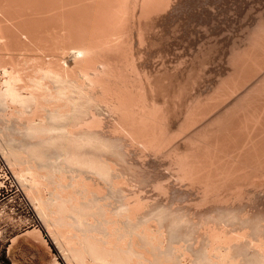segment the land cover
Listing matches in <instances>:
<instances>
[{"label":"bare ground","instance_id":"obj_1","mask_svg":"<svg viewBox=\"0 0 264 264\" xmlns=\"http://www.w3.org/2000/svg\"><path fill=\"white\" fill-rule=\"evenodd\" d=\"M11 1L4 0V6H14V11L4 7L11 13L2 9L0 1L1 50L13 46L12 52L23 47L25 51L38 37L33 28L39 33L43 27L56 29L61 24L63 36H52L53 45L49 33L44 35L47 40L40 31V40H47L53 49L58 42L57 50L67 52L72 60L62 65L60 58L45 57L42 64L39 57L0 54V116L8 121L7 129L1 128L12 134L11 143L0 134V151L68 264H264V215L245 208L256 202L259 206L264 199L263 12L245 32V48L233 49L227 78L204 99L188 98L178 124L180 120L175 123L177 118H172L176 110L171 113L165 104H158L152 74L138 63L140 49L135 44L145 43L147 28L153 31L155 22L182 0L177 4L174 0H95L94 4L88 0V5L82 0L87 6L82 11L76 8L78 0H63L77 3L71 5L76 11L63 2L45 9V19L43 9L58 0H44L46 4L42 0L43 9L40 0H33L38 1L36 11L30 0L34 7L18 6L27 0ZM24 5L31 17V11L43 16L24 21L21 12L18 15L26 10ZM61 5L69 9L63 11ZM13 13L23 17L21 21ZM24 22L37 25L31 28ZM26 27L35 39L27 35ZM227 103L228 108L216 110ZM102 109L110 114V121L101 117ZM180 134L186 135L184 148L175 144L167 150ZM128 145L170 157L175 180L187 182L199 193L194 192L198 199L187 205L193 212L173 211L145 196L146 180L139 175L145 162L139 159V166L132 162ZM162 182L153 181L151 187L164 197L170 189ZM33 228L39 230L27 232L43 240L42 230Z\"/></svg>","mask_w":264,"mask_h":264},{"label":"rangeland","instance_id":"obj_2","mask_svg":"<svg viewBox=\"0 0 264 264\" xmlns=\"http://www.w3.org/2000/svg\"><path fill=\"white\" fill-rule=\"evenodd\" d=\"M0 1H2V0H0ZM8 1L10 2V0H6L7 3H8ZM12 1H14V0H12ZM12 1L9 4H12L13 3ZM18 1H20V0H18ZM18 1L16 0L14 2H16L18 4ZM24 1H26V0H24ZM32 1L33 0H30V3L33 5L38 3V1H36L34 4V3H32ZM40 1L42 4V2L44 0L43 1L40 0ZM47 1H49V0H47ZM76 1L77 0H75V2ZM80 1H82V0H80ZM80 1L79 0L77 1L80 5L79 7H78L77 3L76 4L74 3V1H73V3L72 2H70V3H71V5H77V7L76 6L75 7L77 9L80 8L79 11L80 10L82 11V8L87 7L86 5H88V2L89 1L91 2L92 0H89V1L84 0L86 5L83 1L82 2H80ZM105 1H102V2L105 3ZM26 2H28V0ZM26 2H24V3L22 2V3L18 4V6L19 5L21 6V4H22V7H23V4L29 5V2L28 3H26ZM46 2H45V4H46ZM50 2H51V0H50ZM63 2H64L63 0L62 1L58 0V1H55L54 3H53V1L51 3L48 2V5H46L47 8H44V9H43L44 3L41 5L39 2V4L42 6V7L41 6L40 7L43 9V15L44 16L42 15V12H41L42 9L41 8H40L41 11L37 10V12L38 11L41 12V13H39V15L41 14L44 18L45 17V13H44L45 9H48L51 6H55L56 4H57V6H58V4L60 6L61 3L63 4ZM98 2H101V0H99ZM98 2H96V3H98ZM172 2H173V4H177L178 0H174ZM180 2H179L180 4L174 6V9L172 8L173 12L171 11L170 13L165 14V17L162 15V18L161 17L159 18L161 21L158 19L155 22L153 31H152V29H151V31H149L148 28H147L148 32L145 30L144 33L147 32L148 34H145V37L147 36L146 39L144 38L145 40H143V42H145V43H143V44L141 43V46L139 44V46L141 48H139V46L137 47V43L135 44L136 50L138 51L140 49L139 52L142 53V54H140V53L138 54V58L140 59V60L138 59V61H139L138 63L141 65V67L145 70L146 73H148L149 75L152 74L151 76H152V80H154V86H155L154 87V90H155L154 95H155V98H157L156 100L158 101V104L160 103L159 105L162 107L164 106L163 104H165L167 107L165 106L164 108L168 111L171 110V113L174 110H176L173 113L174 115L172 114L173 119H176L177 117H180V116L183 117V115H181V114H183V112H184V108H185L184 106L187 104V102L191 99L192 96H201V98L199 97V99H201V100L204 99L202 97H206V95L209 92H211V89L214 88V86L217 84V82L221 81V79L223 77L225 78L229 71L231 72L232 66H231V64L230 65L228 64L229 59H232V57L234 56L233 53H234V51H236V48H240L241 51H242V49H241L242 47L245 48V46H246L245 37L247 34V33L245 34V32H248V30H250L251 28L254 27V25H255L254 17H257L262 12L264 14V0H192V1L182 0ZM7 3H6V6H4L5 2L3 0L2 9H4V10L6 8L14 9L13 8L14 6L8 5ZM16 3H14L13 5L17 6ZM52 3L54 5H52ZM82 3L84 5H81ZM92 3L94 4L95 0ZM66 4H64V5H66L68 7L71 6L67 2H66ZM101 4L103 5V3H101ZM101 4L99 3V5H101ZM7 5H8V7H7ZM36 5H38V4H36ZM36 5H35V8L33 10L39 8V7L36 8ZM30 6L31 5H29L28 8ZM4 7H6V8H4ZM24 7H26V6L24 5ZM31 7H34V6H31ZM61 7H62V5H61ZM71 7H72L71 9L73 11H76L75 7H73V6H71ZM175 7H176V9H175ZM58 8L56 10V8L52 7V9L59 11V12L60 11L62 12V10L64 11L65 9H69L67 7L66 8L62 7V10H60V8L59 9ZM212 8H213V10H211ZM12 9H11V11H14ZM16 9H18V8H16ZM22 10H20L18 12V15L21 12L20 15H23L24 18L18 17V15L16 13H13V16L17 15V18L19 19V20H17L15 18V20L17 22L21 21L20 18H23L25 21V19L27 20L28 18L29 19H31L32 17L34 18V16L36 17L38 14L35 12L36 10L34 12L31 11V13H33V16L31 17L29 15L30 14L29 9H28L29 12H27L28 11L27 7H26L25 11L24 10L22 11ZM6 11H9L8 13H11L10 10L6 9ZM48 11H50V8ZM56 11L53 12V14L56 13ZM73 11H71V12H73ZM212 11H214V12H212ZM16 12H17V10H16ZM22 12H23V14H22ZM65 12L61 13L62 18L65 16L64 15ZM67 12H69V11H67ZM209 12H210V14H209ZM4 13H5V11H4ZM49 13H51V12H49ZM25 14H27V16H30V17L25 18V16H26ZM70 14H72V13H70ZM47 15L49 16V14L46 12V16ZM55 15L57 16V14H55ZM38 16L36 17L37 19H38ZM48 16H47V18H49L51 20L52 16L51 17H48ZM59 16H61V15H59ZM67 16H69L68 13H67ZM37 19H35V20L37 21ZM41 19H40V21H41ZM54 19H55V16H54L53 20ZM60 19H61V17H60ZM32 20H30V21L32 22ZM55 20H57V19H55ZM51 21H49V22L51 23ZM20 23H23V21ZM36 23H38V22H36ZM53 23H54V21H53ZM24 24H25V22H24ZM27 24H25V25L27 26ZM41 24L43 25V22ZM47 24H48V22H47ZM47 24H45V25H47ZM36 25L33 24L32 26H36ZM20 26H21V24H20ZM30 26H31V24H30ZM30 26L28 24V27H30ZM32 26H31V28H33ZM58 26H60V27H58L56 29L54 28L55 30L52 27L50 29L49 26L41 28L43 31L40 30V28H39V30L42 33L40 31H39V33L37 32L38 31L37 27H35V29L37 28L36 30L33 28V30L35 31V32L33 31L34 33L32 32V29L29 30L28 27H26L28 29L25 31H26V33L28 32V30L30 32H32V34H34L35 38L37 36L40 37L39 39H38V37L36 38V39H38V42H41L40 44H42V42L44 43V40L41 41L42 40L41 35H43V37H44V35L47 36L49 33L48 37H50V36L51 37L48 38V39H50L48 42L50 44H52L50 42L51 40L53 43H55L53 41L55 39H53L52 36L56 37L59 35V33L62 34V32L64 31L63 28L61 27V24L60 25L58 24ZM247 27H249V28H247ZM20 28L23 29V27H20ZM44 28H45V30H44ZM46 28H48V29H46ZM172 28H173V30H172ZM61 29L63 31H61ZM157 29H159L160 31ZM46 30H47V33H46ZM20 31L22 32V30H20ZM53 32H54V34L56 32V34L54 35ZM40 33H41V35H40ZM35 34H36V36H35ZM24 35L27 36L28 33H27V35L26 34H24ZM64 35H65V33H64ZM28 36H31L32 39H35V38H33V35H28ZM60 36L61 35H59V37ZM62 36H63V34H62ZM62 36H61V38H62ZM45 37L43 39H47ZM209 37L210 38L212 37V38L210 39ZM36 39L34 40V43L36 42ZM242 39L243 40L245 39L244 40L245 42L242 41ZM47 40H45L46 42L44 44H45V46L47 45L48 47H45L44 44L39 45V44H37L38 42H36L35 44L34 43L30 44V46H28L29 44L28 45L26 44L28 49L32 48L31 51H28V49H25V51H23L24 47L22 48L23 50L19 49L20 52L21 51L23 52V54H22V52L20 54V52H18L19 50L12 52V50L14 48L13 46H12V50L10 47V49L8 50L9 52L7 50H1L0 49V54L2 53L6 57L10 56V55H17V56H20L22 59H24L26 56L27 57L30 56V58H32L31 56H33L34 59H37L36 57H39L40 59L39 58L38 59L40 60L41 63L45 61V59L43 61L41 60L45 57L46 58L52 57L54 59L60 58V60H58V62L60 64L65 62L62 65H64V64L70 65L72 63V60L70 59L71 58L70 54H68L67 52L61 54L60 53V52H62L61 49L59 51L56 48L57 45H59V43L57 42L55 45L56 46L55 49H53V47H54V46H52L53 44L52 45L48 44ZM30 42H28V43H30ZM242 42H244L243 46L241 45ZM36 44L39 48L36 49L37 46H35V50H36V52H35L33 45H36ZM142 45H144V46L142 47ZM22 46H25V45L22 44ZM40 46H41V48H40ZM29 47H31V48H29ZM42 47L44 50L46 49V51L44 53H42V51H44V50L40 51L42 49ZM50 47H52V48H50ZM58 47H60V46H58ZM16 48L18 49V46H16ZM231 49H232V51H231ZM233 49H234V51H233ZM37 50L40 51V53L42 55L41 54L39 55V52ZM47 50L51 53V55L49 52L46 53ZM55 50L57 52H55ZM200 50H201V52H200ZM24 52H26L27 54ZM28 52H30V53H28ZM16 53H19V54H16ZM31 53H32V55H31ZM56 53L59 55H56ZM236 53H235V55H236ZM238 53H237V55H238ZM66 54H68V55H66ZM231 54H232V56H231ZM7 59L9 61V57ZM31 60L28 61L30 64H33L34 62L37 63L36 60H34V62H30ZM24 61H27V58ZM60 61H62V62H60ZM40 62H39V64H41ZM230 62H231V60H230ZM21 64L27 66L26 63L23 61H21ZM189 71H191V73ZM180 87H181V90L179 91ZM182 92H183V94H180ZM158 93H159V95H157ZM176 96H177V98L175 99ZM188 98H190V99H188ZM164 102H166V103H164ZM177 102H179L180 104ZM184 102H186V103H184ZM228 103H227V105H225V107L221 106L220 108H217L216 110L221 112L223 108L224 109L228 108V107H226V106H228ZM182 109H183V111H181ZM102 110H101V117L104 120L105 119L108 120L111 117V116L109 117L110 114L106 110H104V109H102ZM218 111H216V112H218ZM214 112H213V114H216ZM178 115H180V116H178ZM1 116L3 117V115H1ZM1 116H0V129H1L0 131L3 130L1 127H4L7 129V126H8V124H7L8 121H7V119H5L6 117L2 118ZM211 116H214V115H211ZM180 118L179 119L177 118V120H174V122L176 121L175 123H177L180 120L181 122L179 121L178 124L182 123L183 118L182 119H180ZM110 119L108 121H110ZM4 121L5 122L7 121V122L5 123ZM177 125H175L173 128L176 129ZM6 129L3 131L7 132ZM3 131L0 132V134H1V137H2L4 142H5V140H7V136H8V138H9V136H10V138H12V134H11V132H9V130H8V132L10 134L6 133V132L3 133ZM2 135H4V136H2ZM185 136H186L185 134L177 135L174 138L177 141L172 140V144L174 143L173 147H171L172 144L170 143L169 146L166 147L167 150H168V147H170L169 149L177 147L176 146L177 144L179 145V147H181V149H183L185 146L183 141L186 140ZM10 138L7 140V142H9V143L12 142L11 141L12 139L10 140ZM182 146H183V148H182ZM137 148H136V145L135 146L134 145H128L127 146L128 150L126 149V151L128 152L130 160L132 162H135V164H137L138 166L141 165L142 162H145L143 164L145 165L146 169L139 167V168H141V169H139V175H141L142 178L144 180H146L145 185H144L145 196L149 197L151 202H156L157 204H160V205H162V206H164L170 210L178 211L179 209H182L181 211L185 212V213L193 212L192 211L193 209L191 210L190 209L191 207L189 208L188 206L190 205L191 201L194 202L195 200L198 199L199 196H197V195L199 193H197L196 188L189 186V184L187 182L185 183L184 181L182 182L179 180H175L176 177H174L175 175H173V174H175V172H174L175 170L173 169L172 166H169L170 160H168V158L170 159V157L166 158L167 157L166 155L161 156L163 154H160V155L158 154L159 156L155 155L156 157L151 154L152 155L151 156L150 152H146V151L140 152V150H139L140 148L139 149H137ZM141 153H143L144 156L141 155ZM144 153H147V154H144ZM137 154L141 158L139 156H137ZM156 158H158V159H156ZM164 158L167 160H163ZM139 159H141V162H140L141 164L138 163ZM160 159H162V160H160ZM22 162L25 163V161H22ZM170 168H172V169H170ZM141 170H144V171L141 172ZM172 171L174 173H172ZM158 179L161 182L163 180L164 182H162V183H166V185H168L170 190H168L169 193H167L166 195H168L169 197H166V195H164V197L163 196L161 197L159 194H158L159 195L158 196L157 192L155 190H152L153 188L151 187L152 186L151 184H153V181H158ZM135 188H137V187H135ZM192 188L195 189V191L194 190L192 191ZM131 189L134 190V188H131ZM194 192L197 193L196 196H195ZM192 198H193V200H192ZM194 198H196V199H194ZM261 200H260L261 203L259 201L260 207L258 206V203L256 202V204L253 203L254 206L252 204L251 205L249 204L248 206H246L245 207L246 210H248V211L253 210L255 212V214H263L264 215V199H261ZM188 203H189V205H188ZM0 208L4 209L6 212H9L11 214L15 213L14 216H13V214H12V216L10 215V217H13L14 219H12V220L7 219L6 220L8 226L5 228V231L0 236V264H68L63 253L60 252V249H58V245L56 243H54L55 241H53V238H51L50 235L47 237L45 235L44 231H42L43 233L40 231L42 234L41 238H43V240H45V242H46L45 243L43 240L39 239V237L37 238L36 235L33 236L27 232V231H31V230L36 229V228L28 229V227L30 226V223L26 219L27 218L26 211L23 208L22 202L20 200V195L18 193H15V191H8V192L0 195ZM60 209H61L60 213H62V212L64 213L65 209H63V210H62V208H60ZM15 220L19 221V222L13 223V221L15 222ZM20 220H22V222H20ZM43 225H45V224L43 223ZM44 227L46 228V225ZM36 230H39V229H36ZM46 230H47V228H46Z\"/></svg>","mask_w":264,"mask_h":264},{"label":"built area","instance_id":"obj_3","mask_svg":"<svg viewBox=\"0 0 264 264\" xmlns=\"http://www.w3.org/2000/svg\"><path fill=\"white\" fill-rule=\"evenodd\" d=\"M8 191H15V193H18L20 195V200L22 202L24 210L26 211V215H27L26 219L30 223V226L28 228H33V227L40 228L42 231H44L45 235L48 237L49 235L42 226L41 220L38 217L34 206L27 198L22 187L18 183L13 171L11 170L8 162L6 161L3 153L0 151V195ZM5 214H9L10 217V215L12 216V214L14 216L15 213L11 214L9 212H6L4 209L0 208V236L3 234L5 228L8 226L6 220L14 219L13 217H10L9 219L8 217H6ZM18 222L19 221L16 220L15 222L13 221V223H18ZM20 222H22V220H20Z\"/></svg>","mask_w":264,"mask_h":264}]
</instances>
